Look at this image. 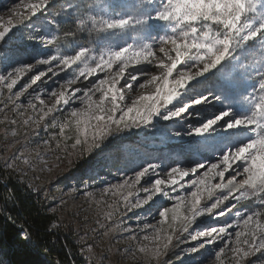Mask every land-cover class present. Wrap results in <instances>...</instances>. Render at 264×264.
Instances as JSON below:
<instances>
[{"label": "snow or ice", "instance_id": "6c2138e0", "mask_svg": "<svg viewBox=\"0 0 264 264\" xmlns=\"http://www.w3.org/2000/svg\"><path fill=\"white\" fill-rule=\"evenodd\" d=\"M52 3L53 0L28 3V15L23 20L30 21L38 13L45 12ZM19 6L16 5L17 8ZM97 7L100 11L88 16L91 27L100 33L118 34L124 38L123 45L102 47L98 55L92 56H89V48L80 47L74 54L49 55L36 61L42 65L56 61L64 69L77 65L66 86L75 84L81 77L88 80L98 72L105 73V77L92 87L76 88L71 96L64 92L57 95L55 90L51 92L56 97V105H70L77 93H82L79 100L86 105L85 108L71 107L59 124L53 120L51 127L59 129L58 134L52 136L57 149H61L63 141L67 157H90L114 134L142 126L156 127L154 119L157 117L165 122L175 121L178 127L159 126L161 144L172 145L170 152L175 158L176 166L167 172L171 184L182 188L184 185L180 181L185 177L196 175L198 169L207 170L191 180L194 188L190 193L191 200L183 205L188 208L191 218L180 214L178 205L171 210L173 223L169 226L175 231V222L180 221L183 230L187 231L188 225L197 217L204 213L212 214L230 198L239 203L255 197L257 209L243 214L239 210L236 212L238 225H243V231L235 233L237 246L232 251L238 261L264 250V0H110V3ZM79 24L84 26L85 21L80 20ZM14 27L16 25L0 26V64L6 66L5 72L0 73V85L6 86L9 92L22 74L32 71L35 66L19 63L20 57L32 55L23 45L15 49L3 46ZM21 39L52 45L57 37L45 39L40 29L34 27L27 37ZM157 50L163 54L162 57L157 55ZM256 55L260 57L256 61L259 67L254 68L258 80L248 83L253 75L248 71L246 61ZM145 64L148 67L134 68L129 73L126 87L131 90L139 76L155 65L159 74L151 75V79L146 81L155 85V93L141 95L132 101L131 106L122 107L119 102L125 97L122 89H117L119 78L124 77L130 65ZM114 66L118 71L113 74ZM228 69H233L235 74L229 73ZM44 75L41 72L31 77V84H36ZM138 86L144 88L145 83ZM96 93H100L98 101L92 99ZM20 95L22 93H16L17 98ZM40 103L43 105V100ZM61 110L42 107L39 119L42 121L49 113ZM101 157L89 167L88 174L112 159L110 153H101ZM201 157H212L215 162L209 160L206 165L199 159ZM181 158L192 159L194 166L183 167ZM6 166L12 168L15 162ZM161 167L148 163L135 172L131 182L125 179L123 183L105 188L104 192L111 191L112 195L121 193L129 210L148 204L162 192L165 181L155 179L151 194L146 199L137 196L135 203L129 200L134 195L131 189L146 176H158ZM217 178L219 182L212 183ZM144 191L147 193L149 190L145 188ZM217 191L226 194L217 197L210 206L201 207L202 197L206 194L211 199ZM163 195L169 194L165 191ZM176 199L183 200L181 197ZM231 207L235 208L236 204ZM169 211L165 207L159 212L162 224L168 219ZM148 227L146 224L145 228ZM160 231L155 229V247H144L140 251L149 252L156 258L161 256L172 236L162 238ZM226 233V227H212L210 231L201 232L200 236L211 239L199 247L214 243L217 236ZM144 239L150 238L145 236ZM191 239L197 240V236L192 235ZM241 244L248 246L246 251ZM190 251L196 253L198 248L193 247ZM223 252L224 248H220L215 253L216 259H220Z\"/></svg>", "mask_w": 264, "mask_h": 264}, {"label": "rangeland", "instance_id": "374dc122", "mask_svg": "<svg viewBox=\"0 0 264 264\" xmlns=\"http://www.w3.org/2000/svg\"><path fill=\"white\" fill-rule=\"evenodd\" d=\"M30 2H35V0H0V26L16 25L7 35L3 46L15 49L23 45L29 53H32V55L20 57L19 63L21 64H31L32 61L47 58L49 55L74 54L80 47L89 48L91 50L89 56H91L99 52L105 42H108L110 47H119L124 43L123 37L114 33H100L94 30L88 21L89 15L97 14L100 11L97 5L110 3V0H53L45 12L38 13L30 21L23 20V17L28 15L26 5ZM17 4L20 5L18 8ZM80 20L85 21L84 26L79 24ZM9 21H11V25ZM34 27L40 29L45 39L56 36V42L52 45H45L38 40H22L21 38L27 37ZM259 59V55H256L246 61L249 64L248 71L253 75V79L248 83H256L258 80L254 68L259 67L256 64ZM5 67L0 64V73L5 72ZM44 68H33L32 71L22 74L21 79H29L30 74L39 75ZM76 68L77 65H72L67 69L60 66L55 71L57 74H68V77L64 79L66 85L67 80L74 75L73 70ZM227 71L235 74L233 69ZM42 80L41 76L37 82L40 83ZM81 85H83L82 78L67 87L73 92L76 88H82ZM55 86L58 87L59 84L56 83ZM18 89L20 90V87L13 88L12 92H9L6 86L0 85V167L8 173H13L19 181L27 184L32 190L41 192L46 197L50 203L49 210L57 216L53 226L71 227L82 253L90 261H95L97 264H131L132 260H137L138 264H184L192 259H206L211 264H264V250L250 254L238 261L234 258L232 251L237 246L235 233L243 231V225H238L236 212L239 210L243 214L245 211L257 209L258 201L255 197L242 200L239 203L230 198L219 208L213 210L212 214L204 213L197 217L194 222L188 225L187 231L183 230L180 221H176L175 231H173L169 226L173 223L171 220L172 209H176L179 205V213L191 218L188 208L183 206L190 202V193L194 190L192 186L188 189L183 183L190 178L180 181V184L184 185L182 188L172 185L170 180H164L167 186L162 185V192H168V196L152 199L148 204L131 210L125 207L121 193L112 195L111 191L104 192L105 188L123 183L125 179L131 182L134 180L135 172L148 163L175 159L170 152L172 145L163 146L161 144L159 131L161 125H166L167 128L178 127L175 121L165 122L157 117L154 119L156 127L142 126L114 134L108 138L102 148L95 150L90 157L77 159L76 156H72L69 158L63 151V141H61V149L58 150L56 141L52 139L53 134H58L59 131L58 127H51L53 120L55 119L59 124L68 115L64 112L63 107L50 103L49 105H53L52 108L62 110L49 113L41 121L39 119L42 115L41 107L32 108L27 105L25 93L17 98ZM80 105L81 103H78L74 107L80 108ZM20 107L21 109H19ZM176 119L179 120V118ZM68 143L70 144L71 141ZM101 153H110L111 161L107 162L105 166H97L94 173L88 174L89 167L95 165L96 161L102 158ZM182 159L185 161H182V164L191 163L194 165L192 159ZM199 159H202L207 165V162L213 158L201 157ZM25 160L28 163H24ZM13 162H15L14 167L6 166ZM205 170L207 169H200L199 172ZM227 178L228 174H226ZM218 182L217 178L212 183ZM131 191L134 195L129 200L131 203H135L137 196L140 197L138 184ZM149 193L148 191L147 194ZM223 194L226 193L217 191L211 199L205 194L202 197L201 207L210 206L217 197ZM142 197L140 199H146L144 196ZM177 197H181L183 200L180 201L176 199ZM234 203L238 204L235 213L228 209ZM165 207L170 211L168 219L162 224L159 212ZM220 212L224 214L219 215ZM149 215H153V223L147 217ZM128 220H135L139 233H142V235L139 234L140 238H135L133 241L132 238H129L128 243L124 246V249L130 253L129 257L119 255L117 252L119 245L115 242V240H119L117 236H121L120 234L124 232L123 226ZM146 224L149 225L148 228H145ZM229 224L232 227H228ZM212 227H226L227 233L217 236L214 243L205 244L203 248H200L201 243L211 238L203 239L196 235L197 240H192L193 231L195 229H211ZM146 229L150 230V234L147 235L150 239L144 242L143 233H146ZM154 229H161L159 235L162 238L167 235L172 236L168 248L158 258L149 252L140 251L144 247L150 249L155 247L154 237L157 233ZM228 235L232 236V241L225 243L224 240ZM240 246L245 251L247 250V245L241 244ZM193 247L198 248L196 253L190 251ZM220 248H224V252L220 259H216L215 253Z\"/></svg>", "mask_w": 264, "mask_h": 264}, {"label": "trees", "instance_id": "16d2710c", "mask_svg": "<svg viewBox=\"0 0 264 264\" xmlns=\"http://www.w3.org/2000/svg\"><path fill=\"white\" fill-rule=\"evenodd\" d=\"M49 206L0 167V264H97L84 256L71 227L53 226Z\"/></svg>", "mask_w": 264, "mask_h": 264}, {"label": "bare ground", "instance_id": "6f19581e", "mask_svg": "<svg viewBox=\"0 0 264 264\" xmlns=\"http://www.w3.org/2000/svg\"><path fill=\"white\" fill-rule=\"evenodd\" d=\"M102 47H110V44L108 42H105L102 45ZM98 54H99V52H97L96 54H92V55H98ZM157 55L160 57L163 56V54L159 53L158 50H157ZM32 57H34V56H32ZM39 59H45V58H39ZM37 60L38 59L32 61L31 64L35 65L33 68L45 67L42 71L43 73H45V75L42 76V79H43L42 82H40V83L36 82V84H31V77L35 76V74H30L29 79H26V78L20 79L14 88L20 87V90L18 89L19 92H21L22 94L25 93V97H26L25 99H26L27 105H29L30 107H32L31 105H35L36 106L35 108H39V107L42 108L43 107L45 110H47V108L56 104V97L51 95V92L53 90H55L57 92V95H59L60 92H64L67 96H71L72 90H70L65 85V82H64V79L66 77H68V74H57V72L55 71L56 69H58L62 65H59L56 61H52L51 64H49V65L37 64L36 63ZM142 67H148V66L146 64L145 65H130L129 68L126 69L124 77L119 78V84L117 85V89H122V94L125 97L124 101L119 102V103H121L122 107L126 108L127 106L131 105L132 101L141 95H145L148 93L155 92V85L146 83V81L151 79V75H153V74L158 75L159 74V70L155 67V65H153L149 71H146L139 76V79L133 84V88L131 90H129L126 87V81L130 80L129 73L132 72L134 68H142ZM111 71L114 74L115 72L118 71V67L115 66ZM104 77H105V73H103V72H98L96 75L89 77L88 80H84L83 77H81L83 80V85H81L82 86L81 89L86 88V87H89V88L92 87L99 79H103ZM56 83L59 84L58 87L55 86ZM139 83H145V87L139 88V86H138ZM29 84H31V87L28 86ZM105 87H107V85H105ZM81 95H82V93H77L76 99H74L70 105H59V106L63 107L64 112L66 114H68L71 107H74V105L81 103L79 100V97ZM109 95H111V93ZM37 97H39V98H37ZM99 97H100V93H96L95 95H93L92 99L95 101H98ZM41 100H43V102H44L43 105H41V103H40ZM50 103L53 105H49ZM106 104H107V101H106ZM84 106H86V105L81 103V105L79 107L83 108ZM19 109H21V107ZM216 155H219V153H217ZM182 161L185 162L181 158V163H182ZM190 162H192V160H190ZM212 162H215V161L212 159ZM154 163H156V162H154ZM208 163H209V161L207 162V164ZM156 164L162 165L161 169H159V175L158 176L149 175V176H146V177L141 179V182L138 184V188L140 191V197L144 196L146 198L147 195L151 194V191L154 188L155 179L159 178L163 181L164 180H170L171 181V177H169L167 175V172L170 170V167L176 166L175 159L160 160ZM182 166L183 167H192L194 165L189 163L188 165L182 164ZM142 168L140 170H142ZM199 170L200 169H198V172L196 175H201L203 173V172H199ZM196 175L190 174L189 177H185V179L190 178L188 181L183 182L187 186L188 189H190V187H191V180L195 179ZM177 179H179V178L177 177ZM145 188H147L149 190V192H150L149 194H147L148 192L146 193L144 191ZM163 196H164L163 192H161V193L157 194L156 196H154L153 199H155V198L159 199L160 197H163ZM136 199H135V201H136ZM235 204H236L235 208H232V207L228 208L233 213L236 212V208L238 206L237 203H235ZM147 217L150 218V222H152L154 219L153 215H149ZM123 229H124V232H122L120 234L121 236H119V235L117 236V238L119 240H115V242L118 243V245H119L117 252L119 253V255H124V256L129 257L130 253L124 249V246L128 243L129 238H132V237L140 238V235H142V233L141 234L139 233L135 220H128L124 224ZM210 230L211 229H203V230L195 229L193 231V234L199 235L201 232L210 231ZM154 231H155V229H154ZM152 233H153V231H152ZM149 234H150V230L146 229V233H143V236L145 237ZM200 237L203 239L207 238V237H203V236H200ZM132 241H133V238H132ZM143 241L145 242V239ZM230 241H232V236L228 235L225 238L224 242L228 243ZM131 264H138V261L132 260ZM184 264H211V262L206 261V259H204V260L192 259L190 261L185 262Z\"/></svg>", "mask_w": 264, "mask_h": 264}]
</instances>
